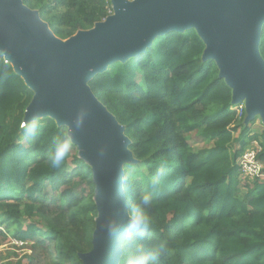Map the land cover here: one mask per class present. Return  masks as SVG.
I'll list each match as a JSON object with an SVG mask.
<instances>
[{"label":"trees","instance_id":"1","mask_svg":"<svg viewBox=\"0 0 264 264\" xmlns=\"http://www.w3.org/2000/svg\"><path fill=\"white\" fill-rule=\"evenodd\" d=\"M24 2L62 40L112 13L110 0ZM205 50L197 30L170 32L88 83L130 141L136 164L123 166L124 176L134 170L131 184L123 183L130 205L168 162L149 210V233L127 236L119 264L129 250L161 241L168 250L158 264H264V182L245 178L238 165L254 150L264 167V133L253 131L256 119L244 124L246 113L239 116L233 89L216 62L203 59ZM259 52L264 60V26ZM34 96L0 55V241L30 243L28 264H82L79 255L93 249L98 216L93 171L76 145L59 170L49 168L46 154L64 130L52 118L42 119L30 146L21 145ZM191 136L205 148L195 151Z\"/></svg>","mask_w":264,"mask_h":264},{"label":"water","instance_id":"2","mask_svg":"<svg viewBox=\"0 0 264 264\" xmlns=\"http://www.w3.org/2000/svg\"><path fill=\"white\" fill-rule=\"evenodd\" d=\"M116 16L59 40L37 11L19 0H0V55L35 93L25 121L38 112L65 127L82 104L90 115L75 136L79 158L93 171L97 207L92 251L82 264H119L127 234L108 237L100 225L112 215L126 226L130 203L122 177L132 162L129 139L88 83L109 64L140 56L157 37L195 29L204 40V60H213L233 89L232 104L248 102V122L264 120V60L259 52L264 0H112ZM106 148V155L99 151ZM134 161V160H133Z\"/></svg>","mask_w":264,"mask_h":264},{"label":"clouds","instance_id":"3","mask_svg":"<svg viewBox=\"0 0 264 264\" xmlns=\"http://www.w3.org/2000/svg\"><path fill=\"white\" fill-rule=\"evenodd\" d=\"M90 115L87 104H82L76 111L70 123L59 132L46 154V163L52 170H59L69 158L75 142V136L85 125ZM38 126H42V116L38 112L33 113L31 118L25 121L24 129L21 134V145H31L33 136ZM106 148L99 151L101 157L105 156ZM168 172V162L162 161L160 167L155 169V174L151 177L150 188L142 190L135 202L130 205L126 226L122 225L118 219L112 215L105 216L100 227L110 238H116L123 231L129 237L143 238L152 225L150 209L152 207L155 194L163 188L165 176ZM134 179V170H130L127 175L122 177V183L130 185ZM166 241L153 244L149 247L138 246L135 250H129L121 260V264H158L163 254L167 252Z\"/></svg>","mask_w":264,"mask_h":264},{"label":"rangeland","instance_id":"4","mask_svg":"<svg viewBox=\"0 0 264 264\" xmlns=\"http://www.w3.org/2000/svg\"><path fill=\"white\" fill-rule=\"evenodd\" d=\"M19 1H21L27 8H29L25 4L24 0H19ZM110 1L112 3V0H110ZM126 1H128L129 3H134V1L136 2L138 0H126ZM29 9H31V8H29ZM31 10H33V9H31ZM33 11H37V10H33ZM116 15H117L116 11H115L114 7L112 6V13L109 16V18L110 17H114ZM106 19L104 21H102V22H105ZM44 23L47 24V26L49 27L48 23H46V22H44ZM76 35H77V33H76ZM76 35H74V36H76ZM58 39L61 40L64 43L65 42L67 43V41L70 40V38L67 39V40H62L60 38H58ZM113 64L114 63L109 64L106 67L105 71L110 69ZM235 106H241L239 108V112H238L239 116H242L243 112H245L246 113V117L244 118V124L246 126L250 125V122H248V116H247V113H248V102L246 100H244V101L236 104ZM255 117H256L255 118L256 119V123L253 126V131L255 133H258V134L262 135L264 133V120L259 115H256ZM190 143L192 144V146L195 149V151H200L201 149L205 148V146L207 145V144H205V142L203 140H201L200 138H198L196 136H191L190 137ZM25 145H27V144H25ZM251 147L256 148L258 146L255 143H252ZM132 158H133V156H132ZM133 160H134V158L132 159L131 163H125L124 166L125 165H134V164H136V161L135 160L133 161ZM1 229H2V227L0 226V230ZM32 255H33V253H32V250L30 249V243H24L23 246H19V245L16 244V241L14 239H12V238H6V239H3L2 241H0V264H4V263H8V262L15 264V263H17L19 261H23L24 263L28 264V262H29L28 257L32 256ZM35 264H44V260L43 259H39L38 262L35 263Z\"/></svg>","mask_w":264,"mask_h":264},{"label":"built area","instance_id":"5","mask_svg":"<svg viewBox=\"0 0 264 264\" xmlns=\"http://www.w3.org/2000/svg\"><path fill=\"white\" fill-rule=\"evenodd\" d=\"M238 165L242 176L248 178L249 180H260L264 182V167L257 161L256 152L254 150H248L239 158ZM16 241V240H15ZM22 241H16V244L23 246Z\"/></svg>","mask_w":264,"mask_h":264},{"label":"bare ground","instance_id":"6","mask_svg":"<svg viewBox=\"0 0 264 264\" xmlns=\"http://www.w3.org/2000/svg\"><path fill=\"white\" fill-rule=\"evenodd\" d=\"M135 2V1H134ZM66 43V42H65Z\"/></svg>","mask_w":264,"mask_h":264}]
</instances>
